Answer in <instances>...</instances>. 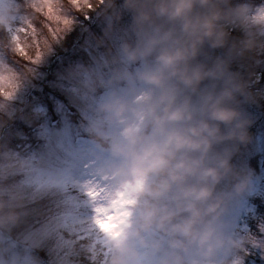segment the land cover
<instances>
[{
  "label": "clouds",
  "instance_id": "clouds-1",
  "mask_svg": "<svg viewBox=\"0 0 264 264\" xmlns=\"http://www.w3.org/2000/svg\"><path fill=\"white\" fill-rule=\"evenodd\" d=\"M101 4L110 17L106 36L126 13L134 34L118 52L107 49L110 77L91 73L77 88L94 112L82 127L98 161L95 187L134 201L122 235L106 241V264H245L246 241L230 218L253 185L254 173L236 157L252 138L244 105L255 96L232 61L264 49V7L234 0ZM20 11L14 3L0 14V32ZM249 21L258 30L229 47L228 27ZM223 48L227 54H213Z\"/></svg>",
  "mask_w": 264,
  "mask_h": 264
},
{
  "label": "rangeland",
  "instance_id": "rangeland-1",
  "mask_svg": "<svg viewBox=\"0 0 264 264\" xmlns=\"http://www.w3.org/2000/svg\"><path fill=\"white\" fill-rule=\"evenodd\" d=\"M21 1L23 5L3 0L0 14L14 3L35 5L30 8L43 18L47 32L42 33L29 18L23 24L25 15H18L0 32V102L20 86L7 107L0 110V264H103V254L97 255L95 250L106 251L108 237L95 224L96 202L88 196L89 188L98 182L94 174L98 161L82 127L94 112L77 88L91 73L110 77L111 69L103 64L106 51L111 48L116 53L123 40L134 39L129 30L131 15L126 13L106 36L110 17L102 14L104 5L90 9L89 15V9H83L84 0H78L84 20L74 21L53 42V33L65 27L64 19H72L68 9L55 0ZM234 1L264 7V0ZM67 2L77 10L73 0ZM20 27L25 30L20 34L24 54L12 52V38ZM234 30L246 39L258 25L249 21L228 27L229 33ZM47 34L51 35L49 40ZM101 38L105 41L102 46L98 44ZM58 49L68 52L67 56L59 58ZM248 51L251 58L246 64L236 61L241 54L232 61L233 70L245 82L244 69L251 67L256 74L247 83L255 100L244 105L253 121L249 129L252 138L241 146L236 162L251 169L254 176L251 189L238 200L230 219L235 234L246 241L245 264H264V49ZM227 52L228 48H223L213 54ZM38 54L40 62L32 63ZM10 59L21 61L25 69L14 64L21 71L14 72L6 62ZM55 61L57 66L50 72ZM257 156L261 161L252 167L250 162ZM18 161L26 163L21 167ZM13 212L18 217L14 221L8 219Z\"/></svg>",
  "mask_w": 264,
  "mask_h": 264
},
{
  "label": "snow or ice",
  "instance_id": "snow-or-ice-1",
  "mask_svg": "<svg viewBox=\"0 0 264 264\" xmlns=\"http://www.w3.org/2000/svg\"><path fill=\"white\" fill-rule=\"evenodd\" d=\"M103 3V0H100ZM73 3L77 6V12H81L80 5L78 0H73ZM0 4H3V0H0ZM35 5H29V7H34ZM93 4L90 0H84V8L92 9ZM49 12H51V8H49ZM19 13L17 14L15 20L17 19ZM24 23L27 22V17H24ZM74 23L72 19H64L65 27L63 29H58L53 33L55 39L53 42L59 40L63 33L67 31L70 26ZM24 28L20 27L18 30V34L14 35L13 40V49L12 52L19 51L21 54H24L23 48L20 47L21 43V33H24ZM35 34V30H33V35ZM35 46V45H33ZM50 49V45H47V51ZM42 56L37 55L36 60L32 63L37 64L40 62ZM32 68L29 69L31 72ZM16 92L19 89V85H16ZM15 92V94H16ZM15 94L9 92L5 94V98L3 102H0V110H4L7 107V102L12 100L15 97ZM88 196L96 202V207L94 209L95 216V224L103 232L107 237L118 238L122 235L124 226L127 224L128 217L130 212L128 211V206L134 203V201L126 198L124 193H117L116 197L113 198L111 193L107 188L94 187L89 188ZM104 249H106V242L104 244ZM109 250L103 251L104 261L103 264H106L107 256Z\"/></svg>",
  "mask_w": 264,
  "mask_h": 264
},
{
  "label": "trees",
  "instance_id": "trees-1",
  "mask_svg": "<svg viewBox=\"0 0 264 264\" xmlns=\"http://www.w3.org/2000/svg\"><path fill=\"white\" fill-rule=\"evenodd\" d=\"M13 1H15V2H17V3H19V4H21V5H23V3H22V1L21 0H13ZM56 2H61V5L64 7V8H67L68 9V11H69V13H70V18H73V20L74 21H76V22H80V21H83L84 20V17L82 18V16H81V13H79V12H77V10H73L72 8H70V6H69V4H68V2H67V0H55ZM90 2L94 5L93 7H94V10L97 8V7H99V6H101L102 4L101 3H99L98 2V0H90ZM234 3H236V1H234ZM79 4H80V2H79ZM9 7H11V6H9V5H7V8H9ZM21 7V11H20V13H19V17L18 18H22V16L21 15H25L26 17H27V19L29 18L34 24H35V26L36 27H40V30L42 31V33H45V32H47V30H46V28H45V25H44V23H43V21H42V17L35 11V10H33L32 8H30V7H24V6H20ZM82 9V8H81ZM83 9H85L84 8V6H83ZM90 12H92V10L90 11V10H87V12L86 13H90ZM85 14V13H84ZM90 15V14H89ZM20 24V21H19V23H18V25ZM22 24V23H21ZM20 26V25H19ZM74 33V32H73ZM50 36L51 35H49V34H47V38H48V40L50 39ZM70 37H71V35H68V38L70 39ZM245 41V37H244V35L243 34H241L240 32L238 33V31H236V30H234V31H232V32H230V39H229V47L232 45V44H236V45H242L243 44V42ZM68 43V42H67ZM56 48H57V46L56 45H54ZM59 48V47H58ZM58 51V55H59V58H63V57H65V56H67V53L68 52H65V51H60V49H58L57 50ZM249 51L247 50V51H245V52H243V54H241L237 59H236V61L238 62V63H241V64H246V62H249V59L251 58V55H250V53H248ZM237 56V55H236ZM59 61V60H58ZM11 67H13L12 68V70L14 71V72H16V73H18V71L19 72H21L19 69H16L15 68V66H14V64H16V65H18L19 66V68H21V66H22V69L21 70H24L25 68H24V66L22 65L23 63L21 62V61H19V60H15V59H10V60H7L6 61ZM57 61H55L54 63H53V66H52V68L50 69L51 71L50 72H53L54 71V69L56 68V66H57V63H56ZM233 68V67H232ZM244 71H246L245 72V74L244 75H246V78H247V80H246V84L247 83H249L250 84V80H251V78H253V77H255V73H254V71H253V68H251V67H247L246 69H244ZM259 73V72H258ZM52 75V74H51ZM51 78H52V76H51ZM264 80V79H263ZM258 85H260V84H257V86ZM262 86L264 87V83H262ZM254 87H256V86H253V88ZM259 87V86H258ZM48 92H50L49 90H47ZM56 97H58L57 95H55ZM26 110H30V108H26ZM18 115V116H17ZM16 115V117H21V114H17ZM23 115V114H22ZM16 122H17V120H16ZM16 122H14V123H16ZM261 161V156H257V157H254L252 160H251V162H250V165L253 167V166H255V165H257L259 162Z\"/></svg>",
  "mask_w": 264,
  "mask_h": 264
}]
</instances>
